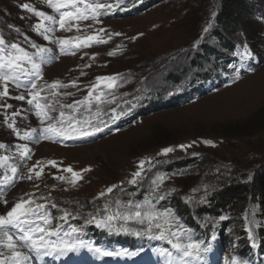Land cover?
<instances>
[{"label":"rangeland","instance_id":"obj_1","mask_svg":"<svg viewBox=\"0 0 264 264\" xmlns=\"http://www.w3.org/2000/svg\"><path fill=\"white\" fill-rule=\"evenodd\" d=\"M225 1L230 0H86L112 7L100 9L98 19L69 21L64 29L56 24L41 35L35 30L41 19L21 5L58 20L46 0H0V37L7 45L0 55L14 53L11 45L17 44L40 65L42 75L17 74L19 79L7 84L8 95L0 96V216L31 200L28 207L35 213L24 226H35L41 210L36 205H43L56 209L55 229L65 213L92 220L116 211L143 214L172 197L195 207L217 191L206 178L208 172L232 178L240 169L246 177L264 173V0L230 4L225 14L229 30L222 18ZM77 37L80 47L60 43ZM87 37L96 40L84 47ZM39 48L48 51L40 53ZM233 60L240 69L227 79L223 71ZM106 77L115 80L101 79ZM57 81L61 86L51 88ZM34 93L39 95L29 104ZM121 120L123 127L113 125ZM50 125H75L93 134L67 139L68 145L63 136L46 131ZM25 132L29 138L21 139ZM25 146L30 149L27 156L22 154ZM166 148L173 151L165 155ZM180 162L188 166L163 171L164 165ZM69 168L82 178L73 183ZM138 204L143 206L137 209ZM173 210L168 219L174 232L183 216ZM250 211L245 224L251 236L258 235V216ZM231 221L224 239L230 252L234 246L240 252L244 234L238 219ZM113 223L130 230L149 227L147 220ZM8 229H0L3 263V231ZM157 231L155 227L151 235ZM213 233H219L217 228ZM182 238L200 236L190 228ZM68 254L65 258L75 252Z\"/></svg>","mask_w":264,"mask_h":264},{"label":"snow or ice","instance_id":"obj_2","mask_svg":"<svg viewBox=\"0 0 264 264\" xmlns=\"http://www.w3.org/2000/svg\"><path fill=\"white\" fill-rule=\"evenodd\" d=\"M46 3L50 8H52L55 12L59 14V19L53 15H49L45 12L36 11L34 8H32L28 4L21 5L22 8L33 12L36 16H38L41 19V23L37 24L35 26V30L40 32L41 35H44V33L51 31L53 25L59 24V27L61 29L65 28L66 22L69 21H79V20H87L89 18L91 19H98V16L100 14V9L104 8H111L112 5H105L101 3H87L86 0H46ZM83 5V8L79 7L78 5ZM61 9H70L68 11H61ZM47 22V25L45 24ZM41 29L43 31H41ZM67 30H71V27L69 26ZM45 39L48 37L45 35ZM80 38L77 37L75 40H62L60 43L62 45L64 44H75L76 47H80L81 43L79 42ZM96 40V37H87L83 41V46L88 47L90 46V41ZM103 42V41H100ZM36 47V45H33ZM5 47L7 45L5 44V41L2 37H0V54L4 53ZM11 48L15 50L14 53L9 55H0V82L4 84V90L0 92V96H7L8 95V88L7 84L10 80L17 81L19 79V76L17 74H23L32 76L35 75L37 78H42L41 75V68L38 63H36L31 57H29L28 53L25 52L23 49H21L17 44H12ZM38 51L40 53H43L45 51H48L44 48H39ZM246 56H250L251 53L245 51ZM43 60V57L41 58ZM30 63L31 68L27 69L24 67V63ZM238 75V74H237ZM102 80L107 81H114L115 77H106L101 78ZM19 83H17V87H19ZM60 82L57 81L50 85L51 88L55 89L60 87ZM111 86V85H109ZM32 88L36 87L35 82L31 84ZM39 93L33 94V99L29 100L28 103L31 104L33 100H36ZM16 99L24 100V96L16 97ZM10 107V106H9ZM37 108H41V105L37 102L36 104ZM41 111L43 109L41 108ZM39 114V113H38ZM64 114L61 113V117H63ZM11 127V125H10ZM99 128H96L95 131H99ZM46 131H50L54 133L57 136H63L65 139H75L80 136H89L92 135L93 132L84 130V129H76L75 125H70L68 128L64 127H56L55 125H50ZM19 136L20 134L17 133ZM30 133L25 132L24 135L21 137V139H27L29 138ZM210 143V142H206ZM181 147H185L184 145H181ZM172 148H166L163 150V153L166 155L170 152H172ZM28 152H30V149H28L26 146L23 150V155L27 156ZM3 159H7V157H4ZM53 163L54 162H50ZM141 169L143 168V162L140 164ZM13 173L16 172V169H12ZM66 171L71 172L72 176L75 178L72 182L75 183L77 179L82 178L80 173L73 172L72 169H66ZM87 171V169H86ZM41 173H37V177H39ZM135 176L139 177L141 175L140 172H137L134 174ZM7 180L8 177H5ZM31 179V177H29ZM161 180L163 177L160 178ZM132 183H135V180L131 181ZM159 184L157 183V187ZM112 188L108 189V192H112ZM158 199H163V197H158ZM145 204H148V201L144 202ZM33 204V201H21L20 203H17L11 211L7 213L5 216H0V229H7L8 227H16L19 229L23 234L18 237L19 240H22L26 247H28L31 250H35L37 253V256H52L54 254L59 255H65L67 252L75 251L79 247L87 246L90 250H93L97 253H99L101 256H112L114 255L113 252L110 251H101L99 248L92 249L91 245H85L83 241H80L79 243H69L68 241H61L59 243L52 242L50 240L45 239L47 236L55 235L56 232L53 231L50 228L42 227L39 225H35L33 227L28 228L27 230L21 228V225L29 224V214H34L35 209L32 207H28L29 205ZM143 205H136L135 207L137 209L141 208ZM43 205H36V208H41ZM67 213H65V219L67 218ZM160 214L153 213L151 210L146 211L145 213H141L139 210L134 211L132 213H121L119 211L109 213L103 218L97 219L93 218L94 222L97 227L106 228L109 231L113 230L114 227V221L117 220H123L125 222L135 219L137 223L143 224L145 223V220H147L149 224V231H151V224L153 220H156ZM169 213H164L163 216L165 217V220L163 223H157L155 226L159 229H163L160 231L159 236L156 238L159 239H166L165 232H168V234L171 237H174L175 239H169V243L172 244L173 248H175L178 252L183 254V257L192 258L196 261H199L201 258V253L204 251H207V249L202 248V245L200 243H194V242H188V243H181V237L188 234L189 230L185 228L183 225H180L178 221H176L177 225V231H171V224L169 223ZM174 220V217L172 218ZM50 221L45 218V224L47 225ZM92 222V221H90ZM115 230L117 232L124 231L128 232L130 229L126 226L121 225L120 227H116ZM79 230L76 228H72V232L76 233ZM5 236L7 238V244L6 247L11 252V261L12 264H25V261L28 260L27 256L22 255L19 251L16 249V244L13 242V236L9 235L7 231H5ZM40 234V235H38ZM139 235V233H136ZM213 239L215 237L213 236ZM0 243H3V241H0ZM122 255H127L128 253H121ZM170 256L171 253H168ZM0 264H3L2 261H0ZM180 264H189L187 260H181ZM232 264H238V261L233 260Z\"/></svg>","mask_w":264,"mask_h":264},{"label":"trees","instance_id":"obj_3","mask_svg":"<svg viewBox=\"0 0 264 264\" xmlns=\"http://www.w3.org/2000/svg\"><path fill=\"white\" fill-rule=\"evenodd\" d=\"M244 2V0L225 1L222 9V18L228 30L232 28L226 24L227 16L225 14L231 11L230 9L232 6H230V4L235 3V6H238L240 3L241 6H243ZM181 163L182 162L164 165V171L172 173L188 166V163L186 165ZM244 170L245 169H240L237 171L238 175L236 178H232V176L229 177V175L227 176V173L224 175L220 172L219 174V172H215L214 170L213 172H208L206 178L209 184L214 187V191H217L210 194L206 204L193 207L192 204H184L181 198L172 197L170 199V204L167 203V205L179 209L189 227H198V222L205 219L208 223L217 222L223 235L227 232V228H229V225L232 223L231 220L238 219L237 226L242 231L241 236L244 234L241 237V242L244 245L247 244L249 235L247 224H245L247 222L245 217L250 210V212L254 211V215L258 216V226L260 227V229H258L260 233L259 239H261L259 244L261 245V250L264 252V173H261L258 178H256V173L254 172L251 173L249 177H246V170ZM253 207L256 208V210H254ZM227 216L233 219H228L226 221L225 218ZM246 246H249V244Z\"/></svg>","mask_w":264,"mask_h":264}]
</instances>
